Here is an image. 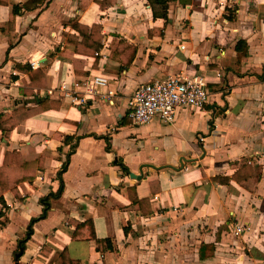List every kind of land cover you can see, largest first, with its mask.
I'll list each match as a JSON object with an SVG mask.
<instances>
[{
	"label": "crops",
	"instance_id": "0c3cea01",
	"mask_svg": "<svg viewBox=\"0 0 264 264\" xmlns=\"http://www.w3.org/2000/svg\"><path fill=\"white\" fill-rule=\"evenodd\" d=\"M23 4L0 0V116L22 106L30 112L34 97L90 76L106 77L116 96L79 108L55 92L53 107L18 115L8 138L0 130V166L7 151L24 162L45 156L33 182L19 187L21 201L3 195L0 264H51L63 250L79 264H264V0H169L166 19L154 16L160 6L148 0H116L103 10L93 0H48L31 11ZM14 7L21 13L13 17ZM71 21L101 26L97 59L70 54ZM120 39L135 54L116 61L110 45ZM240 40L247 58L239 65ZM72 58L84 62L78 70L85 75L74 73ZM30 70L42 72L43 86L30 87ZM172 76L205 77L203 108L178 110L170 125L158 118L133 124L136 88ZM241 158L262 168L253 193L213 181L231 179V164ZM61 182L45 212L40 200L57 194Z\"/></svg>",
	"mask_w": 264,
	"mask_h": 264
},
{
	"label": "trees",
	"instance_id": "16d2710c",
	"mask_svg": "<svg viewBox=\"0 0 264 264\" xmlns=\"http://www.w3.org/2000/svg\"><path fill=\"white\" fill-rule=\"evenodd\" d=\"M48 0H24V4L22 9L25 11H31L37 7V5L42 4L43 2ZM98 7L103 10L106 7L112 6L116 3V0H93ZM168 1L169 0H148L151 7L153 4H157L160 6V11L155 12V17H161L163 19L167 18V8H168ZM21 13L20 7H14L13 9V17L19 15ZM71 28L76 31L77 35L65 34V38L67 44L72 47L70 54H79L83 56H94L97 59L98 52L102 48V41L103 36L101 34V26L97 24H93L92 26L88 27L82 25L76 21L70 22ZM235 52L237 54V64H241L247 58V45L244 41L240 40L237 42L235 46ZM110 54L111 59L119 61L120 55L123 56L126 54H135V49H133L126 41L120 40H113L110 45ZM132 57L129 58L128 62L121 61L122 66L127 67L131 63ZM72 64L74 66V73L76 75H85L86 73L83 71L78 70V66L84 65V62L80 60H75L72 58ZM80 64V65H78ZM30 78V87L32 89H37L43 86L39 81L40 79L44 78L42 72L40 70H30L29 72ZM33 94V92H31ZM31 94V95H32ZM34 97V94L32 95ZM59 100V98L57 99ZM34 104L35 107L32 110H27L25 106L18 108L17 110L13 111L10 115H3L0 116V130L3 133L4 138H8L10 132L17 126L22 120L17 119L18 115L21 113H30L28 117H33L38 115L50 107L54 106V102L49 100V97L46 96L44 98H38L37 96L34 97ZM58 105V104H57ZM56 108L59 109V105ZM24 118V119H26ZM73 138L66 137L65 142H70ZM76 143L79 138H75ZM75 143V144H76ZM76 145L71 146V151L67 154V159L63 164V168L58 173V177L61 181V175L65 171L67 162L69 160V156L73 153ZM45 160V156H40L37 160L32 162H24L21 158V155L18 151H7L4 154L3 162L0 166V204L4 205L3 195L5 193H11L13 196L18 200L21 201V195L19 193V187L22 186L24 183L33 182L36 172L43 169V163ZM117 165L121 168L122 172L125 174L129 173V170L122 164L121 160L117 161ZM235 172L232 174L231 179H221V178H214L213 181L216 182H224L229 183L230 180L235 182L238 186L243 188L244 190L253 193L256 190L257 184L259 183L262 177V168L259 165L254 164L251 160H247L245 158H241L239 161L234 162L231 164ZM62 182L58 193L55 195H49L40 200V203L43 205L45 212L48 210L49 206V199L50 197L55 198L59 197L62 192ZM128 198L132 205H137L138 208L141 210L142 208V201L138 200L135 195L134 187H128L126 189ZM142 211V210H141ZM143 215H147L150 212H145L143 210ZM45 213H43V216ZM2 214H0V218ZM42 219V217L37 219H32L29 225L28 232H31L32 226L35 222ZM3 225V222L0 221V226ZM28 233V234H29ZM30 235V234H29ZM30 237V236H29ZM25 241L21 242L20 249L24 247ZM51 264H79L76 261H72L66 250H63L60 253H55L50 261Z\"/></svg>",
	"mask_w": 264,
	"mask_h": 264
},
{
	"label": "built area",
	"instance_id": "2783aa9c",
	"mask_svg": "<svg viewBox=\"0 0 264 264\" xmlns=\"http://www.w3.org/2000/svg\"><path fill=\"white\" fill-rule=\"evenodd\" d=\"M179 50H184V47L180 45ZM30 66L36 68L38 62L31 61ZM216 77L220 78L221 74L217 73ZM55 92L59 100L79 108H85L95 101L112 104L116 96L115 88L106 77L101 75L87 77L80 83L72 84L71 87L66 82H61L55 90H48L46 94L52 96ZM208 97L209 91L205 77L172 76L139 85L130 98L128 116L133 124L138 126L148 124L154 118L170 125L173 124L178 110L202 109ZM242 231L236 226L235 236H239Z\"/></svg>",
	"mask_w": 264,
	"mask_h": 264
},
{
	"label": "water",
	"instance_id": "95a60500",
	"mask_svg": "<svg viewBox=\"0 0 264 264\" xmlns=\"http://www.w3.org/2000/svg\"><path fill=\"white\" fill-rule=\"evenodd\" d=\"M129 177H130L131 179H135L136 181H139V180L141 179V176H136V175H134V174H130ZM20 255H21V249H20L19 254H18V256H17L16 258L18 259V257H19ZM17 259H16V260H17Z\"/></svg>",
	"mask_w": 264,
	"mask_h": 264
}]
</instances>
